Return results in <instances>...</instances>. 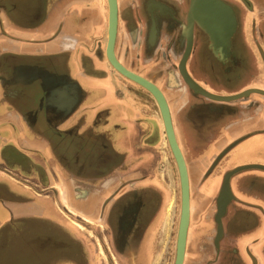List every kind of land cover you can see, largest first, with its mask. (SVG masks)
I'll use <instances>...</instances> for the list:
<instances>
[{"label":"crops","instance_id":"crops-1","mask_svg":"<svg viewBox=\"0 0 264 264\" xmlns=\"http://www.w3.org/2000/svg\"><path fill=\"white\" fill-rule=\"evenodd\" d=\"M2 1L0 0V3ZM24 3L20 0V5ZM259 4L264 8V0H259ZM0 5L3 6L0 19L6 22L3 28L6 32H0V77L7 82L4 87L6 95L22 98L24 102H28L23 120L30 126V129H25L19 114L14 111L0 112L2 146L20 149L26 155L34 156L33 153L27 152L29 150L24 149H40L41 146L27 144L22 136L25 131L29 133L33 130V124L31 126L29 123L31 114L27 110H36V107L31 105L30 101L33 98L43 100L53 95L69 94L68 100L73 101L72 106L65 113L63 121L56 124L54 129L59 132L63 130L61 128L63 127L65 130L70 129L73 134L82 136L87 146V153L90 151L86 157L82 155L70 157L66 176L58 172L60 181L69 191L72 199L76 201L77 209H74L72 204L71 209L67 208L69 211L67 217L71 222L63 220V224L55 223L51 213L60 212L55 205L50 200H43V203L31 200L32 195L24 190L12 189L11 195L19 203L11 204L7 201L0 203L1 257L5 256L4 253L10 247H16L17 250L20 248V231L22 228L28 229L35 222L45 225L50 230L52 227H60L65 232L75 229L85 238L83 241L82 238L73 237V234L63 232L65 236L59 234L57 230H51L59 235V238L38 239V244L43 243L49 246L54 244L60 247L59 251L64 250L62 247L67 242L73 245L74 249L77 248L82 252L80 259L62 255L56 259V262L54 258L49 264L53 261L54 264H105L106 260L115 261V264H153L162 232H165L163 240L168 236L169 207L167 205L170 200V190L160 173V168L163 169L167 162V154L164 151L167 146L162 143L163 135H165L164 126L157 114L153 113L152 101L148 100L149 103H144L145 101L141 98L137 99L132 89L131 92L126 93L120 109L110 103L103 104L110 99H115L112 90L116 89L119 83L121 84L120 75L112 74L113 71L106 57L107 0H41L44 13L39 16H36L38 13H22L20 27L12 25L13 29L10 31L6 28L10 26V18L7 16L12 11L5 3ZM12 5H16V2ZM118 5L122 12L129 5V1H118ZM124 20H119L118 23L115 42L116 58L123 66L128 65L130 71L148 74L150 68L146 67L152 55L143 54V57H140L139 65L141 64L142 67L135 63L137 57L135 45H139L138 40L143 34H134L136 39L134 46L131 45L128 33L133 31V27L127 30V23L124 24ZM32 24H39L38 28ZM254 35L264 48L263 23L257 26ZM248 41V49L251 54H254V59H259L253 38L249 37ZM138 55L141 56L139 52ZM152 62L154 61L151 60ZM59 67L64 68V75L58 74ZM263 70L259 62L253 61V65H249L246 69L247 77L243 83L244 86L251 89L262 87L260 78ZM164 79L155 83L165 88L168 97H173L174 89L170 88L169 84H162L165 82ZM179 92L174 90L176 94H180ZM75 94H79L77 99H73ZM251 95L250 103H257L254 106H247L246 103L236 104L234 106L238 108L237 110L228 111L234 103L215 101L212 104L211 117H208L207 112L198 116V119L202 121L207 120L211 121L212 125L216 124L214 128L211 125L213 129L211 135L201 134L197 124L191 122L189 117L192 116L187 112L188 110L182 113L181 118L184 117L187 125L190 124V131H188L190 138L184 142L192 152H198L202 148L203 141L220 139L221 130L230 124L231 133H235L232 140L236 137L240 138L234 142H237L235 146L240 144L238 148L246 149L245 158H242L239 164L257 166L245 170L247 172H239V174L244 173L233 186L236 194L245 198L246 202H243L252 207H247L251 216L243 210V213L248 216H241L240 227L237 228L240 240L231 246V253L246 261L251 254L258 264H264V101L255 93ZM258 100L263 102L259 104ZM196 103L201 105L200 102ZM223 105L228 109H221ZM175 106L178 105L175 104ZM21 108L20 110L24 109ZM201 120L199 123H203ZM132 125L142 130L137 142L132 138ZM221 125L222 129H219ZM187 127L189 130V125ZM254 129L258 130L256 132H263V135L255 136ZM17 130L20 131V136L14 134L18 132ZM244 134L246 137H243ZM29 136L32 137L31 134ZM228 140L230 141V138ZM224 145L218 147L216 145L214 153L220 152ZM91 154L94 156L90 157ZM155 154H158L157 160L154 157ZM208 165L196 166L193 176L188 172L190 188L198 187L203 192L209 191L206 184L201 183ZM236 165L238 162L232 166ZM20 171L25 172L21 164ZM32 177L35 178V175L32 174ZM195 195L196 206H193V212L190 210V221L194 214L192 221L194 225L190 222V234L187 237V242L192 244L193 240H196L197 229H199V235H205V237L206 232L210 231L211 235L214 229L213 210L207 207L201 209L197 205V200L201 201L200 194L195 193ZM25 199L28 201H24ZM76 213L86 219L82 218V220L75 215ZM74 217L81 219L80 225L85 228L82 232L87 234H83L76 228L79 222H73ZM254 217H257L259 222L256 228L251 226V221L248 222L251 218L252 222H255ZM158 220L161 221L156 233L157 230L154 227ZM93 229L97 230V235L91 231ZM153 237L152 247L150 240ZM24 256H26L25 253L6 259L0 258V263L25 264L28 259L23 258ZM33 263L37 264L36 259H33Z\"/></svg>","mask_w":264,"mask_h":264},{"label":"flooded vegetation","instance_id":"flooded-vegetation-1","mask_svg":"<svg viewBox=\"0 0 264 264\" xmlns=\"http://www.w3.org/2000/svg\"><path fill=\"white\" fill-rule=\"evenodd\" d=\"M118 1L121 2L123 0ZM127 1H129V5L131 4V6L129 7L128 5L122 12L120 11V5H118V19L120 21L122 19H125L124 24L127 23V30H130V27H133V31L131 30V33H128L129 43L133 45V43L135 42L136 37L134 36V34H143L142 38H140L139 40L137 38V40L140 41L139 45H135L134 50L137 51L135 63H138V65L140 63L138 52L141 54V57H143V54L152 55L148 60V68L157 66L159 70L158 76L155 77H152V73L149 72L148 74L144 72H140V74H138L139 72L137 73L134 71V73L150 80L155 85H157L155 81L162 80L161 76H164L166 80L169 79V81L167 82H169L168 84L170 88L180 91V94H176L173 90V97H168L165 88L161 86V84L160 86L157 85L167 98L168 104L172 111L173 126L176 132L179 146L186 161L188 172L193 176V170L196 168V166L209 164L203 177L201 178V183L206 184V188H208L209 191L203 192L199 190L200 188L198 187V189L196 187L190 188V210L191 212H193L192 202L194 201V199L192 196V189H194L195 193L200 194L199 197H201L200 203L198 202L199 200H197L198 206L201 209H204L205 207H207L208 209H212L215 218L217 214V198L219 196L224 178L227 173L245 165L239 164V161L242 160V158H245L246 149H244V147L238 148V146L240 145L239 144L238 146H235L226 151L230 145L240 139L236 137V139L232 140L235 133H231L230 124H228V129L227 127H224V130H221V136H219V138L221 137L220 139L205 142L203 141V144L201 146L202 148H200L198 152L194 153L191 151V149L189 150L190 147L187 146L184 140L190 138L188 132L190 131V124H188V130V125L185 122V118H181L182 113L188 110L187 112L192 116L189 117L191 119V122L197 124L196 126L200 128L201 134L203 136H206V134L211 135L213 131V129L211 128V121H202L201 119H198V116H202V113L207 112L209 114L208 117H211V109L213 107L212 104H214L215 101L208 99L207 97L199 93L193 92V90L189 87L188 81L200 86L209 93L220 96H233L251 89V87H246L243 84L244 79L247 77L245 75L246 69L249 65H253V61L259 62L260 66L264 69V48L263 45H260L259 39H256L254 35L257 26L262 23L264 24V8H262V5L260 7L259 0H220L221 3L218 4V6L223 9V12L225 10H229L233 18V24L230 30L232 29L233 31L234 29V31H236V34L234 33L236 35L234 36L235 38H231V41L229 43L226 40H222L223 42L221 41V45L218 42L214 43L210 37V34H208L202 27H200V24L202 25L204 23L205 14H203V17L200 11L199 13H192L190 17V20L193 21L191 29V45L189 56L186 60L185 65L188 80H184L183 76L178 71V67L188 47V36L190 29L189 14L192 9V0ZM2 3H5L7 7L13 9L11 10L12 12L17 7V4L15 6L12 4L9 5L7 0H3L0 4ZM2 7L0 11H2ZM14 26L20 27L19 25ZM215 30H213L215 33L219 32L223 36V31L226 32V29H217L218 31ZM213 31H211L210 33H214ZM0 32H6L3 29L2 19H0ZM249 37L253 38L254 45L257 47L259 59H254V54H251V51L248 49ZM222 49L224 51H222ZM151 60H153L154 62L151 63ZM124 66L129 69L128 65L124 64ZM236 66L241 71L240 81H233L231 79H228L221 83L215 77H213L214 79L211 81L212 77L210 76L216 74L215 68L221 67L222 70H229L232 67L237 68ZM173 68L175 69V71H172ZM57 71L58 74L64 75V68L59 67ZM262 72L263 74L260 78L262 87H260L259 89L264 91V70ZM6 83L7 82L3 80V77H0V112H3L4 110V112L14 111V113H18L20 116V121L23 123L24 128L30 129L27 121L23 120V116L26 110L25 108L28 106V102H24L22 98H13L6 95L4 93V87L6 86ZM218 85H220L221 87L219 88ZM255 95H257V97L261 98L264 101L263 94ZM69 96V94L53 95L52 97H46V99L44 98L43 100H35L33 98L30 102L31 105L36 107V110H27V112L31 114V116H29L31 122L29 123L31 124V126L33 124V130H30L29 133L28 131H25L22 134L27 144L35 145L38 147L44 146V149L47 151L45 162L48 164L53 162V164L57 166V172H60V174H62L63 176H66V172H68V161L71 156L76 157L75 155H82L86 157L90 154V151L89 153H87L86 151L87 146L82 136L73 134L70 129L65 130L63 127H61L63 130L59 132H56L54 129L56 124L63 121L65 113H67L72 106L73 101L68 100L70 99ZM78 96L79 94H75L73 99H77ZM250 96L252 95L249 94L246 97L230 101L229 103L234 104L233 106L229 107L228 111L237 110L238 108L234 106L236 104L240 105L242 103H246L247 106L256 105L257 103H250ZM248 100L249 102H247ZM263 101L258 100L259 104H261L260 102ZM196 102H200L201 105H196ZM175 104H177L178 106L176 107ZM21 107H23L24 109L20 110L22 109ZM221 109L227 110L228 107L224 106ZM200 120L203 123H199ZM214 126H216V124L212 125L213 128ZM219 129H222V125L219 127ZM253 131L255 132V136L257 137L263 135V132H256L258 131L256 129H254ZM14 134L16 136H20V131ZM29 134H31L32 137H30ZM245 135L246 134H244L243 137H246ZM248 135L249 134H247V136ZM228 138H230V141L228 140ZM248 138L250 137L248 136ZM248 138L246 140H248ZM2 141L3 138L2 136H0V146H2ZM216 145L217 147L224 145V148L217 154L214 153V151L216 150L215 148H217ZM26 150L33 151L36 152L35 154L41 155V152L36 149L28 148ZM247 152L251 153L253 151ZM35 154L34 156L26 155L22 150L15 149L7 145L0 147V161L4 162V164L7 165L18 164L20 167L21 164L25 168V166L23 165L25 160L31 159L32 162H36ZM93 156L94 154L90 155V157ZM237 162L238 165L232 166ZM37 165L40 168V171H42V173L46 175V169L44 167L42 168V166H40V164L38 163ZM243 173L239 174L238 172L237 174H234L231 176V178H229L230 190L233 195L232 197L234 198L227 194L229 199L226 204L225 213L221 219L223 227V237L219 243L218 249L216 248L214 243L215 236H217V224H215L214 220H212L214 223L213 227L215 235L213 241H211V243L213 244L212 252L214 253L211 254L213 256V260L210 261V264H258V261L251 254H249V260L246 261V259H244L243 257L242 260L240 256L236 257L231 253V246H233L235 242L237 243L238 240H240V236L237 235V228L240 227L241 216H248L243 213V210H245V213L250 214L249 216H251V212L248 213V211L250 210L247 209V207H252V205L247 206L243 202L245 201V198L243 199L239 197L233 187L234 183L239 181L240 176ZM11 192L12 189L9 188V186H7L4 181L0 180V203L5 201H15L16 199L13 198ZM253 219L255 220V222H252V218L248 220V222L251 221V226L256 228L259 222L257 217H254ZM202 230L204 231V229ZM45 237L53 238V236L51 235V230L49 228H46L45 225H39V223L34 222L33 226H30L28 229L22 228V230L20 231V246L24 245L26 243V240L28 239L32 240V245H36L34 242H37L38 239H43ZM199 238H204V235H201ZM44 245L48 246L47 244ZM20 249L23 250L25 249V247H20ZM28 252L29 251L25 253L27 257ZM22 254H24V252H22L20 255ZM214 261L215 263H213Z\"/></svg>","mask_w":264,"mask_h":264},{"label":"rangeland","instance_id":"rangeland-1","mask_svg":"<svg viewBox=\"0 0 264 264\" xmlns=\"http://www.w3.org/2000/svg\"><path fill=\"white\" fill-rule=\"evenodd\" d=\"M23 1L25 3L23 5H20V0H7L9 5L13 4L14 2H16V4H17L16 9L13 12H10V14L7 16L8 18H10V20H9L10 26L6 27V28H8L9 31L13 29L12 25H19L20 26V17H22V13H24V14H26V13H28V14L38 13L36 16H39L41 13H44V12H42L43 6H41V0H23ZM26 6H28V7H26ZM10 10H13V9L10 8ZM5 23L6 22H3V28H5ZM38 23H41V22L38 21ZM47 23H48V21H47ZM32 25H34V24H32ZM37 25H39V24H37ZM37 25H34V26L36 28H38ZM14 27H16V26H14ZM138 56H139V58L141 57L140 55H138ZM110 68L113 71V73H112L113 75L114 74H116V76L120 75L121 84L119 83V86L116 89L112 90L113 97L115 99H110L108 102H105L103 104L107 105L110 103V105H112V106L115 105V106H118V108H119L120 106H122V102L124 103L123 100H124V98H126V93H129V91L131 92V89H132L133 93L134 94L136 93L134 96L137 99H138V97L141 98V100L145 101L144 103H149L150 100L152 101L151 102V103H153L152 108L154 110L153 113H154V115L157 114V116L159 117V119L161 120V123H162L161 115H160V112L158 111L159 110L158 105L156 104V101H154L153 97L149 94V92L147 90H145L143 87H141L140 85L136 84L133 81L131 82V80H129V79L125 78L124 76H122L121 74H119L117 71H115L112 68L111 65H110ZM146 68L149 69L148 66ZM217 68H215L216 74H213L212 76H210V77H212L211 81L214 79L213 77L218 79V81L221 83L225 80L230 79V77H229L230 69L224 70L227 73L226 76L225 75L220 76V75H218V72L216 70ZM158 71L159 70H158L157 66H152L149 70V73H152V77H155V76H158V74H159ZM172 71H175V69L173 68ZM73 72H74V70H73ZM161 77H162V79H164L163 78L164 76H161ZM245 79H244L243 83L245 82ZM231 80H232V78H231ZM239 80H241V74H240L237 81H239ZM164 81H165L164 83H162V82L161 83L162 84H168L166 78L164 79ZM218 87L220 88L221 86L218 85ZM141 131L142 130L140 128L137 129L135 125L131 126L132 138H133V140L135 139L136 142L139 139V135L141 134ZM164 134H165V130H164ZM162 143L166 144V146H167L164 148L165 154H167V162L163 166V169L160 168V173L163 175L162 177L164 178V181L166 182V184L170 190V198H169L170 200H169L167 207H169L171 202H173V205L171 207V212H169V220L167 222L168 236L165 237V240H163V235L165 234V232H162V234H161L162 238L160 239V244L156 247L157 253H156V257L154 258L153 264H174L175 250H176V238H177L178 224H179V218H180V181H179V174H178L177 166H176L175 160L173 158V155L171 153L170 147L168 145L166 134L163 135ZM24 150L27 151L26 149H24ZM36 150L40 151L41 155L35 154L36 152H33V151H27V152H31V153L35 154L36 162L38 164H40V166H42V168L44 167L46 169V175L43 174L42 171H40V168L38 167L37 163L32 162L31 159H30L31 161L25 160V162L23 164L25 166V172L20 171V169H19L20 167L18 164L7 165V164H4V162L0 161V180L4 181V183L7 186H9V188H11V189H17V190L20 189V190H24V191L28 192L29 194L32 195L31 200H35V201L37 200L38 202H42V203H43V200H50L52 202V204L55 205L57 210L60 211L59 213H55V214L51 213V216L54 217L55 223L63 224L66 221L71 222L70 219H68V217H67V216H69L68 209H71L70 208V207H72L71 204L74 206L73 207L74 209H77V208H75V207H77V206H75L76 201H74L72 199V197L69 194V191L66 189V187L60 181L61 178L59 177V174L57 172V166H55V164H53V162H51L50 164L45 162L47 151L44 149V146H42V147H40V149H36ZM154 157L156 160L159 158L158 154H155ZM155 159H154V165L156 164ZM17 160H18V158H17ZM26 162H28V163H26ZM32 174L35 175V178L32 177ZM192 196H193V199L195 201L196 195H195L194 189H192ZM24 201H28V200L25 199ZM194 201L192 202L193 206H196V202L194 203ZM198 202L200 203V201H198ZM9 203L13 204V203H19V202L9 201ZM193 210H194V207H192V211ZM75 215L81 219L84 218L83 216H81L77 213ZM193 215L194 214H192V216H191L192 221L194 218ZM4 216H6L5 213H4ZM212 216H213L212 220H214L215 224H217L216 220L214 218V214H212ZM78 217L72 218L73 219L72 221L75 223L79 222L77 224H81L80 223L81 219H79ZM84 219H86V218H84ZM63 220H64V222H62ZM160 221L161 220H158L155 224L154 229L157 230L156 233L159 230ZM192 221H190V222L192 225H194V222H192ZM201 222H204V221H201ZM18 225H20V223ZM74 226H76V225H74ZM76 228L80 232H82V229H80V227L76 226ZM51 230H57V232L61 235H65L64 233L67 232L69 235L73 234V237L77 236V237H79V239L82 238L83 241H85L84 236L79 234L75 229H71L72 231L67 230L65 232L60 227H58V228L52 227ZM91 231H94V233L96 235L98 233L96 229H93ZM82 233L87 234L84 232H82ZM189 234H190V231L188 232V235ZM196 234H197L196 240H193L194 243L192 244V242H188V245H187L188 251L186 252L184 264H210V261L213 260V258H212L213 256L211 254L214 253V252H212L213 244L211 243V241H213L215 231H214V229H212L211 235H210V231L207 232L206 237L204 235V239L199 238L200 237L199 229L196 230ZM51 235L53 236V238H56V239L59 238V235H57L53 232H51ZM216 235H217V233H216ZM153 236H154V234H153ZM222 237H223V235L221 236L219 243H220ZM26 238H27V236H26ZM215 239H216V236H215ZM153 241H154V237H153V239L150 240V244L152 243V247H153ZM34 243L36 245H32L33 244L32 240L28 239V240H26V243L24 245L20 246V247H25V249L21 250L19 248L17 250L16 247H10L4 253L5 256L2 258L0 255V258L6 259V258H11V257L17 256V255L20 256V254L22 252L27 253V251H29L28 252L29 258H27V256L23 257V258L28 259V261H26L25 264H35V263H33V259L34 260L36 259L37 264H49V262L51 260H53L54 258H55L54 261L56 262V259L62 255L64 257H65V255H68L69 257H73V258L75 257L77 259H80L82 256V252L80 250H78L77 248L74 249V246L67 243V242H65L63 247H62L64 249L63 251H59L58 249L60 247L56 246L54 244H52L51 246H49V245L46 246L44 244H38L37 242H34ZM219 243H218V247H216L217 249L219 248ZM35 246H37V247H35ZM54 261L51 264H54L55 263ZM0 262H1V260H0ZM213 263H215V261ZM0 264H2V263H0ZM105 264H115V261H110V260L107 261L106 260Z\"/></svg>","mask_w":264,"mask_h":264},{"label":"water","instance_id":"water-1","mask_svg":"<svg viewBox=\"0 0 264 264\" xmlns=\"http://www.w3.org/2000/svg\"><path fill=\"white\" fill-rule=\"evenodd\" d=\"M217 4H220V0H214ZM194 0H192V9L189 14V38H188V47L187 50L183 56V59L178 67V71L183 76L184 80H188L187 77V71H186V60L189 56L190 52V45H191V29H192V23L193 21L190 20L191 14L196 13L200 11V13H204V10L197 7V11L194 7ZM108 4V37H107V45H106V57L109 62V64L112 66V68L117 71L119 74L124 76L125 78L135 82L136 84L143 87L145 90H147L155 99L159 112L161 115V119L163 122L166 138L168 145L170 147L171 153L173 155V158L175 160L178 174H179V181H180V218H179V224H178V232H177V238H176V250H175V260L174 264H184L185 260V251L187 246V237H188V229L190 224V181H189V175H188V169L186 165V161L184 159L183 153L181 151V148L179 146L176 132L173 126V119H172V111L170 109V106L168 104V100L161 91V89L152 83L150 80L128 70L125 66H123L119 60L116 58L115 55V42L117 37V28H118V0H107ZM204 24V23H203ZM200 24V27H202L208 34L210 32L205 28L204 25ZM232 29L230 32L226 35V41L229 43L231 41V38L236 36V31H233ZM235 33V34H234ZM235 38V37H234ZM237 67V66H236ZM218 75L220 76H226L227 73L222 70L221 67H218L217 69ZM230 79L232 78L233 81H237L241 71L237 68H230L229 72ZM169 81V79H167ZM240 81V80H239ZM189 82V87L193 90V92L199 93L208 99L214 100V101H221V102H230L237 100L242 97H246L249 94L255 93V94H263V90H254V89H248L246 91L241 92L240 94L233 95V96H220L215 95L212 93L207 92L200 86ZM236 143H233L229 146V148L226 150H230L233 148ZM253 165H247V166H241L238 167L231 172L227 173L224 181L221 186V190L219 193V196L217 198V214L215 216V220L217 223V236L215 239V246L218 247L219 240L221 236L223 235V227H222V217L226 210V204L228 202V195L233 196L230 190V183L229 178H231L232 175L237 174L238 172L253 169ZM234 198V197H232Z\"/></svg>","mask_w":264,"mask_h":264},{"label":"bare ground","instance_id":"bare-ground-1","mask_svg":"<svg viewBox=\"0 0 264 264\" xmlns=\"http://www.w3.org/2000/svg\"><path fill=\"white\" fill-rule=\"evenodd\" d=\"M194 7L197 11V7L201 8L202 10H204V13H201L202 15L205 14V18H204V26L205 28L211 32L213 30L218 31L217 29H223L226 32L223 31L224 36L221 35L219 32H214V33H210V37L212 39V41L214 43H221L223 42L222 40H226V35L229 31L230 28L233 24L232 21V16H231V12L229 10H225L223 12V9L221 7L218 6V4L214 1V0H194ZM208 15V16H207ZM204 17V15H203ZM190 30V29H189ZM222 41V42H221ZM222 51H224L222 49ZM221 51V52H222ZM254 90H261L259 88H252ZM173 205V202L170 203L169 208H168V212H171V207ZM77 226L80 227V229L85 230V228L80 225L77 224ZM189 232V229H188ZM188 244V242H187ZM188 246H186V251H185V257H186V252L188 251L187 249ZM185 261V260H184Z\"/></svg>","mask_w":264,"mask_h":264}]
</instances>
